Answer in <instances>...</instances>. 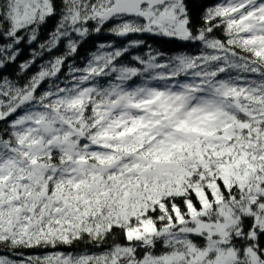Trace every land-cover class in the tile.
Segmentation results:
<instances>
[{
	"label": "snow or ice",
	"instance_id": "obj_1",
	"mask_svg": "<svg viewBox=\"0 0 264 264\" xmlns=\"http://www.w3.org/2000/svg\"><path fill=\"white\" fill-rule=\"evenodd\" d=\"M0 264H264V0H0Z\"/></svg>",
	"mask_w": 264,
	"mask_h": 264
},
{
	"label": "trees",
	"instance_id": "obj_2",
	"mask_svg": "<svg viewBox=\"0 0 264 264\" xmlns=\"http://www.w3.org/2000/svg\"><path fill=\"white\" fill-rule=\"evenodd\" d=\"M91 45H89L88 47H90ZM83 54V53H82Z\"/></svg>",
	"mask_w": 264,
	"mask_h": 264
}]
</instances>
